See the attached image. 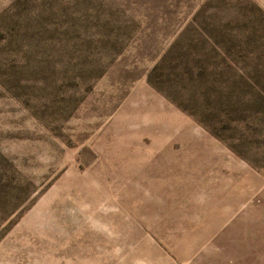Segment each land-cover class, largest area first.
I'll use <instances>...</instances> for the list:
<instances>
[{
    "label": "rangeland",
    "instance_id": "obj_1",
    "mask_svg": "<svg viewBox=\"0 0 264 264\" xmlns=\"http://www.w3.org/2000/svg\"><path fill=\"white\" fill-rule=\"evenodd\" d=\"M0 264H264V0H0Z\"/></svg>",
    "mask_w": 264,
    "mask_h": 264
}]
</instances>
